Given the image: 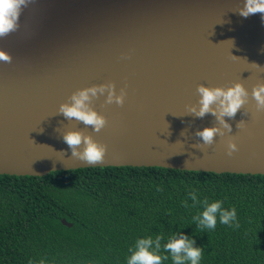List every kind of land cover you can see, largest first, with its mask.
Here are the masks:
<instances>
[{
	"label": "water",
	"instance_id": "1",
	"mask_svg": "<svg viewBox=\"0 0 264 264\" xmlns=\"http://www.w3.org/2000/svg\"><path fill=\"white\" fill-rule=\"evenodd\" d=\"M245 0H36L20 29L0 39L13 57L0 62V175L42 177L90 167H162L217 174L264 175V113L255 100L225 118L232 133L203 149L194 136L215 118L188 115L197 86L230 87L213 65L259 73L264 20L237 11ZM234 43H233V42ZM131 59L122 60L121 56ZM243 55L245 58L241 59ZM235 56V57H234ZM260 65L257 67V65ZM261 76V78H260ZM114 82L127 86L123 107H93L108 125L100 133L67 121L59 106L77 90ZM246 111L247 116L243 114ZM244 120L246 127L237 129ZM83 131L108 146L105 161L72 158L62 135ZM234 139L239 150L227 154ZM187 161V163H185ZM63 225H73L62 219Z\"/></svg>",
	"mask_w": 264,
	"mask_h": 264
},
{
	"label": "trees",
	"instance_id": "2",
	"mask_svg": "<svg viewBox=\"0 0 264 264\" xmlns=\"http://www.w3.org/2000/svg\"><path fill=\"white\" fill-rule=\"evenodd\" d=\"M192 190L235 207L239 227L218 219L199 231L193 217L204 208L191 207ZM180 233L204 249L200 264H264V175L162 167L0 175V264H126L137 239L163 234V244Z\"/></svg>",
	"mask_w": 264,
	"mask_h": 264
},
{
	"label": "clouds",
	"instance_id": "3",
	"mask_svg": "<svg viewBox=\"0 0 264 264\" xmlns=\"http://www.w3.org/2000/svg\"><path fill=\"white\" fill-rule=\"evenodd\" d=\"M35 2L36 0H0V39L7 38L20 29V18L24 9ZM235 12L244 18L260 13L264 20V0H245L243 6ZM121 59H131V56L123 55ZM12 61L13 57L10 54L0 50V62L10 64ZM196 93L200 99L196 104L187 106L188 115L203 119L211 114L215 118L214 126L206 127L202 131L197 130L194 133V136L202 143H197L193 147L203 149L205 146H213L217 136L222 138L232 133V125L225 118H235L237 112L249 102V92L242 83H235L227 88L200 84L197 86ZM127 95V86L121 88L118 94L114 82L94 85L75 91L68 98V102L59 106L57 115L62 114L67 121L74 119L85 126H90L95 133H100L107 127L108 121L105 116L95 110L94 100L105 96V106L116 104L123 107ZM251 96L256 102V112L264 113V82L257 83L253 87ZM243 114L248 115L246 111ZM236 127L237 129L245 128L246 121H239ZM62 139L69 146L72 158L88 165L105 161L108 146L96 141L92 135L83 131H68L62 135ZM238 150L235 140H229L227 154L232 156ZM188 198L193 202L191 207H196L197 204L203 205L204 210L193 217V222L199 231L215 230L218 219L223 225L239 227L235 207L230 210L225 209L221 200L211 203L207 200L200 201L195 190L188 193ZM182 205L185 208L189 207L187 200L183 201ZM164 239L163 234L137 239L134 246L129 248L130 255L126 258V264H162V261L169 259V256L162 255V252L170 253L172 264H189V262L200 264L204 249L196 247L194 239L182 233L178 236H170L167 243L162 244ZM39 264H45V261L42 259Z\"/></svg>",
	"mask_w": 264,
	"mask_h": 264
},
{
	"label": "bare ground",
	"instance_id": "4",
	"mask_svg": "<svg viewBox=\"0 0 264 264\" xmlns=\"http://www.w3.org/2000/svg\"><path fill=\"white\" fill-rule=\"evenodd\" d=\"M240 56L241 59L245 58L243 55ZM258 61L260 63H264V60H262L261 58H258ZM211 71L212 74L222 79L230 87L233 86L235 83H242L248 90L249 94H251L253 87L257 83L264 82V78H262L263 80L261 81L254 80V78L258 79L259 76V73H255V71H252L248 73L249 75H247L245 71L235 70L225 65H213ZM262 77H264V69Z\"/></svg>",
	"mask_w": 264,
	"mask_h": 264
}]
</instances>
